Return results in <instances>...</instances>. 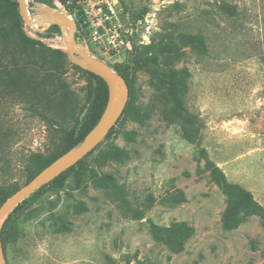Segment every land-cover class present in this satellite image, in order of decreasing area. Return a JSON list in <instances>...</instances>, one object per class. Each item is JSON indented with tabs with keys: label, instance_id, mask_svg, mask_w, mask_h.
<instances>
[{
	"label": "rangeland",
	"instance_id": "rangeland-1",
	"mask_svg": "<svg viewBox=\"0 0 264 264\" xmlns=\"http://www.w3.org/2000/svg\"><path fill=\"white\" fill-rule=\"evenodd\" d=\"M101 5L99 37L77 0H28L31 17L69 18L79 48L127 76L129 100L81 165L27 198L6 233L8 264H264V0ZM17 11L18 0H0V23ZM20 22L18 61L24 31L41 42L37 62L68 85L62 104L85 110L96 79L61 27ZM4 110L0 183L14 193L63 133L26 103Z\"/></svg>",
	"mask_w": 264,
	"mask_h": 264
},
{
	"label": "trees",
	"instance_id": "trees-1",
	"mask_svg": "<svg viewBox=\"0 0 264 264\" xmlns=\"http://www.w3.org/2000/svg\"><path fill=\"white\" fill-rule=\"evenodd\" d=\"M0 14L4 16L3 13ZM17 15L19 16L17 21L0 23V160H4V164H0V172H7L10 162L5 158V152L10 145L9 128L6 125L1 127V121L7 123L3 117L6 116L4 109L9 102L14 104L26 103L32 115L46 119L51 125L56 124L59 131L63 133L61 140L55 143V153L53 143V151L47 158V163L44 166L37 167V171L27 181L29 182L43 168L65 153L77 148L83 142L91 129L99 122L108 102L109 91L105 80L101 76L90 72L96 79V86L89 105L83 110V107L80 108L78 103H76L74 108L67 110L62 101L64 98L63 93L66 92L68 85L55 71L46 70V66L43 63L37 62V49H41L38 46L41 42L30 38L24 31L20 42V45L23 46L22 56L24 61H18L17 52L10 45V41L14 37V31L19 30V27H21L20 18L22 16L18 11ZM43 50L45 52L47 49L44 48ZM44 52L41 53L43 57H45ZM40 69H44L45 72L41 78H38L37 73ZM118 73L127 80V76L123 72L118 71ZM171 92H173V89H171ZM55 99L58 102H54ZM177 100V105L182 106L181 101ZM85 157L74 166L81 165ZM36 162V158H33V163L36 164ZM66 171L51 182L60 178ZM49 183L34 191L32 196ZM12 194L8 184L0 183V206ZM26 201L27 198L13 209L2 228L1 237L6 257L7 242L9 241L6 233L11 228V221L17 216Z\"/></svg>",
	"mask_w": 264,
	"mask_h": 264
},
{
	"label": "water",
	"instance_id": "water-1",
	"mask_svg": "<svg viewBox=\"0 0 264 264\" xmlns=\"http://www.w3.org/2000/svg\"><path fill=\"white\" fill-rule=\"evenodd\" d=\"M19 11L24 21L35 27L38 31H43L51 25H59L63 31L67 49L71 58L80 67L101 76L108 86L109 96L106 108L99 122L87 134L83 142L75 149L57 158L53 163L39 172L29 182L20 187L9 196L0 206V264H8L2 242L3 225L13 211V209L28 198L34 191L46 183L51 182L64 171L77 164L81 159L90 153L108 135L112 127L117 123L123 114L129 100V85L124 76L116 72L108 63L96 60L89 54L82 51L75 43L73 25L64 16L50 14L47 18L39 19L31 17L28 9V0H18ZM121 84L119 94L116 93V83ZM120 96V97H118Z\"/></svg>",
	"mask_w": 264,
	"mask_h": 264
},
{
	"label": "built area",
	"instance_id": "built-area-1",
	"mask_svg": "<svg viewBox=\"0 0 264 264\" xmlns=\"http://www.w3.org/2000/svg\"><path fill=\"white\" fill-rule=\"evenodd\" d=\"M91 0H77V2L83 7V10H85L84 14L88 15V13H90L91 15L96 16V18L98 19L97 24L100 25L102 27L103 30H105V32L99 35V37H101L102 35H106L107 31H106V26L103 24V21L105 19L101 18V16L104 14L103 12V6L101 5V2L105 1V0H94L93 5L91 6V11L88 9V7L86 8L87 5H85L84 3L87 2L89 3ZM112 8V7H110ZM95 32L98 33L99 32V28L96 27L95 28ZM111 42H114L113 40H111Z\"/></svg>",
	"mask_w": 264,
	"mask_h": 264
},
{
	"label": "bare ground",
	"instance_id": "bare-ground-1",
	"mask_svg": "<svg viewBox=\"0 0 264 264\" xmlns=\"http://www.w3.org/2000/svg\"><path fill=\"white\" fill-rule=\"evenodd\" d=\"M66 20H67L68 22L70 21L69 18H66ZM118 88L121 90V84H120L119 82L116 83V93H117V95L119 94V90H118Z\"/></svg>",
	"mask_w": 264,
	"mask_h": 264
}]
</instances>
